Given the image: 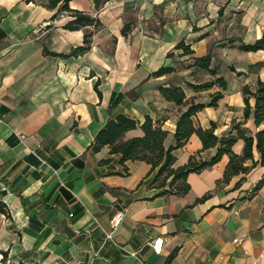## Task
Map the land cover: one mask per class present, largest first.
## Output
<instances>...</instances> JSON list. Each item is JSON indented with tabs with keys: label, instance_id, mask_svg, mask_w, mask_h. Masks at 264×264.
Here are the masks:
<instances>
[{
	"label": "crops",
	"instance_id": "obj_1",
	"mask_svg": "<svg viewBox=\"0 0 264 264\" xmlns=\"http://www.w3.org/2000/svg\"><path fill=\"white\" fill-rule=\"evenodd\" d=\"M69 9L98 26L71 31V11L0 0V190L9 210V217L0 214V257L6 252L7 264H264V184L252 193L264 165L218 184L224 155L187 176V194L158 196L149 165L126 162L125 175L107 147L89 150L117 115L139 124L149 117L168 132L165 148L173 145L185 108L165 101L158 88L179 86L186 99L208 103L216 87H187L212 79L189 67L207 54L227 87L217 107H205L193 124L214 123L219 138L233 122L251 136L263 130L252 118L253 96L243 118L242 88L254 93L257 80L264 81V50L238 46L264 34V0H71ZM86 35L88 50L68 56ZM180 41L193 53L181 56L174 49ZM163 66L175 72L152 76ZM141 135L137 127L123 140ZM243 148L238 140L232 152L241 155ZM201 150L192 135L173 152V167L190 156L209 161L216 147ZM252 156L259 160L254 147ZM118 210L123 221L106 239ZM157 237L165 239L160 255L150 247Z\"/></svg>",
	"mask_w": 264,
	"mask_h": 264
},
{
	"label": "trees",
	"instance_id": "obj_2",
	"mask_svg": "<svg viewBox=\"0 0 264 264\" xmlns=\"http://www.w3.org/2000/svg\"><path fill=\"white\" fill-rule=\"evenodd\" d=\"M27 3L45 2L48 9L58 8V12L71 11L73 19L67 24L66 29L77 30L86 26H98V22L86 14L69 9L71 0H25ZM127 27L122 29L123 34ZM90 44V35H86L83 39V45L75 48L68 56H77L86 52ZM175 50H181V56L190 55L193 52L190 47L180 41L174 47ZM238 49L243 52H256L264 50V34L252 44H240ZM170 56V55H169ZM196 71H200L212 79L206 82L196 84L188 83L187 87L193 92H202L216 87L218 90L209 95V101L206 104L195 103L193 99H186L184 90L179 86L169 85L160 86L158 91L161 97L173 103L177 107H184L177 118L175 130L173 134V145L165 148L164 141L168 132L160 126L153 124L149 117L139 124L137 121L125 116L117 115L115 118L108 120L105 125L98 131L93 141L89 145L91 152H98L101 148L107 147L111 155L119 156V164L123 167V174H127L125 167L126 162L140 161L150 166V173L154 172L151 184L156 188H160L158 196L175 195L183 196L187 194L190 187L186 181L187 176L192 173H199L202 170L218 163L222 156H228V163L223 172L222 180L218 184H226L229 180L240 174L244 175L256 165H264V129L258 131L251 136L242 128L241 122H233L231 132L222 137L214 134L215 124L211 123L209 128L196 127L193 124V117L203 110L205 107H217L218 101L223 97L227 84L222 76H219L217 69L211 68V56L207 54L200 58H194L193 63L189 66ZM175 72L174 67L163 66L152 73L154 77H161ZM242 96L244 102L243 118L246 120L250 115L249 98L254 97V107L252 118L255 126L264 123V81L260 79L256 82L255 92L252 93L247 85L242 88ZM140 128L142 135L140 137L123 140L126 132ZM192 135H196L202 145V150L216 147L215 154L209 161L197 160L194 156H190L187 163L183 166L174 168L175 156L173 152L182 148ZM242 140L244 143L241 155L232 152L233 145ZM253 147L259 154V160L253 161ZM250 161V165H245ZM264 184V175L253 187L252 193L257 192ZM3 191L0 190V214L9 217V210L2 201ZM208 197V194L197 199L201 202ZM8 254L1 253L0 264H7Z\"/></svg>",
	"mask_w": 264,
	"mask_h": 264
},
{
	"label": "built area",
	"instance_id": "obj_3",
	"mask_svg": "<svg viewBox=\"0 0 264 264\" xmlns=\"http://www.w3.org/2000/svg\"><path fill=\"white\" fill-rule=\"evenodd\" d=\"M42 28H44V26ZM123 218H124V212L122 210H118L112 215V217L109 219V222H108L109 223L110 232L105 235L106 239H111L112 238V236H111L112 232L115 231L119 227V225L123 221ZM236 241L237 240H234L233 242L236 243ZM164 242H165V239L162 238V237L154 238L150 242V247H151V249H152V251H153V253L155 255H160L161 254L162 246H163Z\"/></svg>",
	"mask_w": 264,
	"mask_h": 264
},
{
	"label": "rangeland",
	"instance_id": "obj_4",
	"mask_svg": "<svg viewBox=\"0 0 264 264\" xmlns=\"http://www.w3.org/2000/svg\"><path fill=\"white\" fill-rule=\"evenodd\" d=\"M182 67H184V65H183V64H182ZM200 77H201V79H202V80H205V79H206V78H204V77L202 78V75H201Z\"/></svg>",
	"mask_w": 264,
	"mask_h": 264
}]
</instances>
